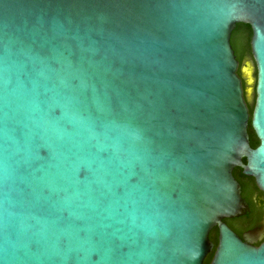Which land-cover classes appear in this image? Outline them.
Here are the masks:
<instances>
[{
	"label": "water",
	"instance_id": "obj_1",
	"mask_svg": "<svg viewBox=\"0 0 264 264\" xmlns=\"http://www.w3.org/2000/svg\"><path fill=\"white\" fill-rule=\"evenodd\" d=\"M235 168L264 193V0H0V264H264Z\"/></svg>",
	"mask_w": 264,
	"mask_h": 264
},
{
	"label": "flooded vegetation",
	"instance_id": "obj_2",
	"mask_svg": "<svg viewBox=\"0 0 264 264\" xmlns=\"http://www.w3.org/2000/svg\"><path fill=\"white\" fill-rule=\"evenodd\" d=\"M246 64L247 62H244L240 67V77L242 78V88L244 83L248 89L245 75L241 73V68L245 67ZM252 65L254 75L255 68L253 63ZM243 163L245 164V160ZM232 175L240 185L241 197L248 205V212L243 217L232 219L237 220L240 225L235 229L231 228V230L240 238L248 236L246 242L253 247H258L264 241V193L258 189L253 178L242 174L240 168H235ZM240 231L239 235L238 232Z\"/></svg>",
	"mask_w": 264,
	"mask_h": 264
},
{
	"label": "trees",
	"instance_id": "obj_3",
	"mask_svg": "<svg viewBox=\"0 0 264 264\" xmlns=\"http://www.w3.org/2000/svg\"><path fill=\"white\" fill-rule=\"evenodd\" d=\"M250 39H251V30L249 28V26L247 25H243V24H238L236 25L235 30L231 33V37H230V45L231 48L234 52L235 55V59L238 62V70H237V75L240 77V67L243 65L244 62L246 61H250L253 63L252 61V57H251V52H250ZM254 77H255V72H254ZM243 90H244V97H245V101H246V105L249 111V114H251L252 112V108L254 105V92L251 95V98L249 99L245 93L246 90V85L243 83ZM247 133L249 136V146L250 148L254 149L258 146V140L256 139L250 124L248 125V129H247ZM230 229L233 228H237L239 227L240 223L236 220H224L223 221ZM241 231L238 232V234L240 235ZM209 240L214 244V247L217 244V230L216 228L213 229L210 233H209ZM213 255V251L206 257V259L204 260L203 264H209L211 261Z\"/></svg>",
	"mask_w": 264,
	"mask_h": 264
},
{
	"label": "rangeland",
	"instance_id": "obj_4",
	"mask_svg": "<svg viewBox=\"0 0 264 264\" xmlns=\"http://www.w3.org/2000/svg\"><path fill=\"white\" fill-rule=\"evenodd\" d=\"M246 62H247V65H248V68H249V71H250V76H251L252 79H254L255 77L253 75V71H254L253 65H252V63L250 61H246ZM252 87H253V85H249L248 86V88H252ZM251 95H252V93L250 95H248L249 99L251 98Z\"/></svg>",
	"mask_w": 264,
	"mask_h": 264
},
{
	"label": "bare ground",
	"instance_id": "obj_5",
	"mask_svg": "<svg viewBox=\"0 0 264 264\" xmlns=\"http://www.w3.org/2000/svg\"><path fill=\"white\" fill-rule=\"evenodd\" d=\"M245 72H246L247 74H249V69L247 68V69L245 70Z\"/></svg>",
	"mask_w": 264,
	"mask_h": 264
}]
</instances>
